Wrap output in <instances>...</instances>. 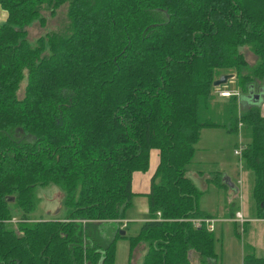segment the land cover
Segmentation results:
<instances>
[{
	"label": "trees",
	"instance_id": "16d2710c",
	"mask_svg": "<svg viewBox=\"0 0 264 264\" xmlns=\"http://www.w3.org/2000/svg\"><path fill=\"white\" fill-rule=\"evenodd\" d=\"M0 7V264H114L116 237L126 236L119 222L136 194L148 218L127 236V264L142 242L139 264H221L217 237L191 221L209 213L186 171L203 128L242 129L238 156L254 216L264 218V115L253 98L264 82V0ZM221 73L237 88L219 102L212 81ZM151 148L157 162L136 193L131 175L147 169ZM220 174L205 179L225 188ZM49 184L62 192L63 216L30 217L35 187ZM241 264H264V251L244 252Z\"/></svg>",
	"mask_w": 264,
	"mask_h": 264
},
{
	"label": "rangeland",
	"instance_id": "374dc122",
	"mask_svg": "<svg viewBox=\"0 0 264 264\" xmlns=\"http://www.w3.org/2000/svg\"><path fill=\"white\" fill-rule=\"evenodd\" d=\"M60 18V16H58ZM58 17L51 18L48 23L52 25ZM39 29L34 28L29 31L30 41L33 43L35 36L39 34ZM24 82V80H22ZM224 89L234 91L237 86L234 80L228 79L225 84L220 85ZM259 100L257 103L260 105V112L264 115V82L262 83V91L259 93ZM217 101L222 102L225 97L216 95ZM242 129L238 132V135L223 127H207L203 128L200 132L198 141L196 142V150L193 156L192 162L187 167L186 175L189 176L195 185L203 190L199 197V207L204 211L212 214L214 217L222 216V211L219 213L218 207L225 204V199L238 204V201L242 199L245 201L243 204H247L248 215L247 217H255L252 208V202L250 198V184L251 175L250 171L246 170L244 161L233 153V149L239 145V141L243 140ZM157 162V151L155 148L149 150V160L147 169L144 171H137L133 173V188L139 189L143 180L153 172ZM219 171L220 180L222 175L226 177L230 176V179L238 186L233 195V187L227 185L226 187H218L212 182H207L205 176H212L215 172ZM238 174V176H236ZM239 176L244 177L242 184L237 180ZM138 177V179H137ZM230 180V181H231ZM148 186V184L146 185ZM139 187V188H137ZM226 189V190H225ZM225 190V191H224ZM237 193L239 198L237 197ZM35 194L39 197V201L36 204L34 210H31L28 215L30 217L40 218H61L65 211L63 205L62 192L55 184H49L46 186H36ZM235 205V208H237ZM245 212H247L245 210ZM11 218L18 220L21 211L16 207L10 208ZM229 214V213H228ZM147 215L146 210V198L140 194H136L132 197V202L124 212V217L128 221L125 227H120L124 230L126 236H117L115 241V257L114 264H127L128 257V239L127 236L134 234L138 230V225L142 222L141 218ZM244 216V215H243ZM10 218V219H11ZM245 220L247 219L244 216ZM239 224V222H237ZM15 223H12V225ZM233 224L230 221H215L213 222L212 232L217 237L215 240V250L217 252L216 261L221 264H241V257L244 252H253L256 255L263 254V232L260 227L263 228L262 222L244 221V227L240 228V225ZM251 226V242L253 246L247 243V231L249 235L248 225ZM249 238V237H248ZM145 243H141L138 251L134 254V257L129 259L130 262L135 260L136 256L143 252Z\"/></svg>",
	"mask_w": 264,
	"mask_h": 264
},
{
	"label": "crops",
	"instance_id": "0c3cea01",
	"mask_svg": "<svg viewBox=\"0 0 264 264\" xmlns=\"http://www.w3.org/2000/svg\"><path fill=\"white\" fill-rule=\"evenodd\" d=\"M5 17H6V12H5V10L4 9H2L1 7H0V23L1 22H3L4 21V19H5ZM230 79H232V77L230 78ZM220 87H222V88H224L223 86H220ZM138 171V170H137ZM137 171H133L132 172V175H131V188H132V190L134 191V192H136V193H141V192H145L147 189H148V186H146L147 184H149V177L150 176H148L147 177V175H146V178H145V180H143V182H144V184H142V186H140V188L139 187H137V188H139V189H136V188H133V173H135V172H137ZM236 176H238V174L236 175ZM228 178H229V180H231L230 179V176L228 175ZM137 179H138V177H137ZM243 179H244V177H240L239 176V178H238V182L240 183V184H242V182H243ZM244 181H245V179H244ZM231 182H232V184H233V195H234V193H236L235 191V189L237 188L238 189V186L236 187V184H234V182L231 180ZM226 190V189H225ZM224 190V191H225ZM141 196H144V195H142V194H140ZM145 197V196H144ZM237 197L239 198V195H238V193H237ZM229 201H230V199H228V197H227V199H225V204H222V206H219L218 207V210H219V208H220V210H219V213H221V211H222V216H220V217H214L212 214H210L209 213V216L208 217H214V218H216L215 219V221H230V222H233V224H238L237 222V220L235 219H232L233 218V213H234V211L235 210H239L240 212H241V214L242 215H244L247 219L245 220V221H250V224H252L253 225V222H262V224H263V228L262 227H260L261 228V230H262V232H263V244H264V218H256V217H250V218H248L247 217V215H248V208H247V204L245 205V204H243L245 201H242V199H240L239 201H238V204L236 205L235 204V202H233V204H232V206H230V210H228V204H229ZM235 205H236V207L237 208H235ZM146 210H147V206H146ZM245 210L247 211V212H245ZM231 211H233V213L232 214H228L229 212H231ZM148 218V216H144V217H142L141 218V220L143 221V220H145V219H147ZM121 221L119 222V226L120 227H125L126 226V224H127V220L125 219V217H122L121 219H120ZM214 221V222H215ZM141 223V222H140ZM140 223H139V225H140ZM248 225V229H249V235H248V231H247V235H246V237H247V243L250 245V246H253V244H252V242L250 241L251 240V233H252V230L250 229L251 228V226L252 225ZM139 225H138V228H139ZM243 225V227H244V224H242ZM210 230V229H209ZM212 230V229H211ZM125 233V232H124ZM249 237V238H248ZM264 246V245H263ZM142 253L143 252H141L140 254H138V256H136V258H135V260H133V262H132V264H139L140 263V261H141V257H142Z\"/></svg>",
	"mask_w": 264,
	"mask_h": 264
},
{
	"label": "built area",
	"instance_id": "2783aa9c",
	"mask_svg": "<svg viewBox=\"0 0 264 264\" xmlns=\"http://www.w3.org/2000/svg\"><path fill=\"white\" fill-rule=\"evenodd\" d=\"M215 92L218 95L226 96V95H229L232 91H230L226 88L224 89L220 86H217L215 88ZM240 148H241V146L238 145L236 148L233 149V153L239 155ZM215 219L216 218H214V217H196V218L191 219V221H192L194 226H199L203 222L207 229H212L213 228V222L215 221ZM232 219H234V220L236 219L240 223V228L243 227L242 224L245 221V218L239 210L234 211ZM10 221H15V218H11Z\"/></svg>",
	"mask_w": 264,
	"mask_h": 264
},
{
	"label": "water",
	"instance_id": "95a60500",
	"mask_svg": "<svg viewBox=\"0 0 264 264\" xmlns=\"http://www.w3.org/2000/svg\"><path fill=\"white\" fill-rule=\"evenodd\" d=\"M232 77V75L230 73H221L218 75V77H216L215 79H213L212 81V85L217 87V86H220V85H223L225 84V82L230 79ZM262 91V87H260L259 89V92L258 93H253V98L254 99H257L259 98V93ZM248 94H250V91L248 92ZM221 181L227 185H231L233 187V184L232 182L229 180L228 177H226L225 174L222 175V179ZM7 200H11V197H8L6 198ZM119 233L120 234H123L124 233V230L119 228Z\"/></svg>",
	"mask_w": 264,
	"mask_h": 264
}]
</instances>
